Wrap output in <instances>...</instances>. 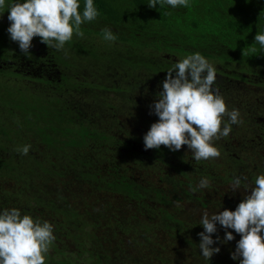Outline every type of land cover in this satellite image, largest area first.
Here are the masks:
<instances>
[{
  "label": "trees",
  "instance_id": "obj_1",
  "mask_svg": "<svg viewBox=\"0 0 264 264\" xmlns=\"http://www.w3.org/2000/svg\"><path fill=\"white\" fill-rule=\"evenodd\" d=\"M149 2L94 0L99 16L81 25L82 38L57 50L37 36L27 55L10 39L9 10L0 15V213L18 208L53 224L46 264H240L239 234L217 222L221 250L206 260L200 219L175 207L236 209L264 174V49L255 43L264 0ZM106 27L115 42L103 39ZM197 52L242 123L215 142V159L195 161L188 145L146 150L167 71ZM29 144L27 155L16 151ZM205 177L210 187L198 188ZM227 231L235 239L224 243Z\"/></svg>",
  "mask_w": 264,
  "mask_h": 264
},
{
  "label": "clouds",
  "instance_id": "obj_2",
  "mask_svg": "<svg viewBox=\"0 0 264 264\" xmlns=\"http://www.w3.org/2000/svg\"><path fill=\"white\" fill-rule=\"evenodd\" d=\"M158 4L161 8L165 5L189 7V0H150L148 6L154 9ZM6 8L11 22L7 29L10 39L18 42L25 55L37 36L51 49H64L74 34L84 36L82 24L99 16L94 0H85L82 13L80 0H14L8 5L6 0H0V15ZM162 13L163 16L168 14ZM102 31L104 40L116 41L117 36L110 28ZM255 43L264 49V33L257 32ZM250 51L255 53L257 50L252 47ZM246 54L243 51V56ZM215 81V67L199 52L186 56L169 69L163 90L157 93L158 99L150 106L159 119L144 136L145 149H159L163 145L178 151L188 145L197 162L220 157L215 142L228 137L232 125L240 124L242 120L239 110H229L224 96L213 90ZM30 148V144L24 145L16 151L27 155ZM254 183L234 211L202 212L199 224L203 225L204 231L199 233V248L206 260H211L221 250L212 247L216 242L212 234L217 232L219 222L223 228L232 229L241 236L232 253L233 259H239L240 264H264V174L258 175ZM197 187L209 188V179L202 178ZM241 187V178H234L232 192ZM233 239V231H227L223 242ZM54 240L52 223L34 219L29 214L22 215L18 208L0 213V264H46Z\"/></svg>",
  "mask_w": 264,
  "mask_h": 264
},
{
  "label": "rangeland",
  "instance_id": "obj_3",
  "mask_svg": "<svg viewBox=\"0 0 264 264\" xmlns=\"http://www.w3.org/2000/svg\"><path fill=\"white\" fill-rule=\"evenodd\" d=\"M131 126H132L134 132L139 133V130L136 128L135 125H131ZM133 126H135V127H133ZM209 196H210L211 200L214 199V195L212 193H209ZM209 196H208V199H210ZM180 205H182L184 207L179 208V207L176 206L175 207L176 213L179 214L180 217H183L181 215H182V213H184V214H186V216H188L189 219H195V218H199L200 219L201 215H202V212L204 210H207V211H209V213H212V212H215V211H223L224 209H227V208L229 209L228 206H216V209L213 208L212 212H211V210L208 209V204L204 207L203 205H201L199 203H197V205H196L194 203L182 202V203H180ZM230 210L234 211L235 208L231 207Z\"/></svg>",
  "mask_w": 264,
  "mask_h": 264
}]
</instances>
